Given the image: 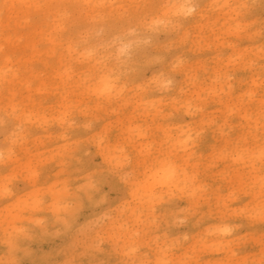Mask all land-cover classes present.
I'll use <instances>...</instances> for the list:
<instances>
[{
  "label": "rangeland",
  "instance_id": "374dc122",
  "mask_svg": "<svg viewBox=\"0 0 264 264\" xmlns=\"http://www.w3.org/2000/svg\"><path fill=\"white\" fill-rule=\"evenodd\" d=\"M71 1L0 0V264H264V0Z\"/></svg>",
  "mask_w": 264,
  "mask_h": 264
},
{
  "label": "bare ground",
  "instance_id": "6f19581e",
  "mask_svg": "<svg viewBox=\"0 0 264 264\" xmlns=\"http://www.w3.org/2000/svg\"><path fill=\"white\" fill-rule=\"evenodd\" d=\"M69 1V0H68ZM79 1L81 2H84L87 4V6L89 7V9H95L97 4H99V6L102 4V6L104 5V2H100L98 0H72L71 3L72 4H75V3H80ZM173 1V0H172ZM218 1L219 0H214V4L213 6H217L218 4ZM146 2H151V0H144V3L145 4ZM169 2V1H168ZM162 3V2H161ZM166 3V1H165ZM172 3V2H171ZM170 3V4H171ZM189 3V0H178L177 2H174L173 5L171 4V6L169 7H166V8H160L161 10L158 12L156 11L154 13V18L151 20L150 23H152V25H156L157 23H160V22H165V23H168L167 21L169 20V16H171L172 14H178V13H181V14H184V15H187V16H190V15H197V17H199L200 20H203L206 13H205V10L204 8H199L197 9V11L194 13V14H191L192 10H193V5L192 4H188ZM164 4V3H163ZM211 5V4H210ZM168 6V5H166ZM159 9V8H158ZM56 11L58 12L59 9H56ZM59 13V12H58ZM149 21V20H148ZM170 21V20H169ZM225 27V26H224ZM9 36H3L2 37V40H5V41H9ZM51 39V41L53 42V40L55 39L54 35L49 38ZM4 64H7L8 62V59H7V56H5V59H4ZM7 67V66H6ZM2 69V67H0ZM21 67H19L18 69H20ZM23 69H25V67L23 66ZM20 73L23 74V76H20V77H17L15 72H12L11 74V81L9 82V86H8V89H11L15 86H20L21 89H27V83H28V79L29 77H35L37 76V74L35 72H30V71H21ZM52 74V71H48V76ZM4 73H2V71L0 70V93H1V88L3 87V83H2V79L4 77ZM8 78V76H7ZM106 82V81H105ZM113 82V81H112ZM41 85H43L41 83ZM105 85V84H104ZM62 86V85H60ZM106 86V87H105ZM101 87V86H97L94 88V93L96 94V96H104L106 93H109L110 95V98L111 97V91L110 88H113V86L111 87L110 84L108 86L110 87H107V83L106 85ZM65 87H63L64 89ZM115 88V87H114ZM14 90V89H13ZM114 90V89H113ZM113 94V93H112ZM115 95V94H114ZM10 96H11V92L9 94V96L6 97L7 99V102L8 103H11L10 101ZM107 97V95H106ZM109 98V99H110ZM59 99V102L64 100V97L62 95H60L58 97ZM103 99V98H102ZM61 103V102H60ZM17 123V122H16ZM11 149V148H10ZM4 155V156H3ZM0 156H3L4 158L3 159H0V162L1 163H4V162H7L9 161L10 157L5 155L3 152H0ZM159 164L161 165V167L163 166V163L162 161L159 162ZM170 171V170H169ZM168 170L162 168L160 170H155L154 173H152L150 177L154 178L155 180H158V182L162 185V186H167L169 185L168 183L170 182V180L172 179L173 177V173L170 171L169 172ZM147 173V171H145V174ZM147 176V174L145 175V177ZM132 195V194H131Z\"/></svg>",
  "mask_w": 264,
  "mask_h": 264
}]
</instances>
